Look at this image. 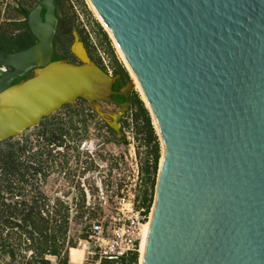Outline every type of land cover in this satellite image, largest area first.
Returning a JSON list of instances; mask_svg holds the SVG:
<instances>
[{
    "label": "water",
    "instance_id": "obj_1",
    "mask_svg": "<svg viewBox=\"0 0 264 264\" xmlns=\"http://www.w3.org/2000/svg\"><path fill=\"white\" fill-rule=\"evenodd\" d=\"M88 2L161 146L140 264H264V0ZM55 3L26 14L32 45L0 48V142L76 99L117 104L120 132L131 79L112 90L75 32L78 63L52 59Z\"/></svg>",
    "mask_w": 264,
    "mask_h": 264
},
{
    "label": "rangeland",
    "instance_id": "obj_2",
    "mask_svg": "<svg viewBox=\"0 0 264 264\" xmlns=\"http://www.w3.org/2000/svg\"><path fill=\"white\" fill-rule=\"evenodd\" d=\"M37 1L0 0V47L16 51L33 42L29 31L17 22L23 19L22 10L31 9ZM55 1L59 21L53 38L54 55L65 62H77L70 52L75 32L84 41L93 63L113 76L118 75L116 60L132 82L111 36L88 0ZM133 94L144 100L133 84L129 106L118 119L119 133L106 123L109 114L119 110L117 104L76 99L10 139L25 146L16 152L17 161L24 162L20 170L24 174L5 175L0 160V264H52L53 258L61 264L69 247L73 256L80 253V242H86L88 225L101 214L104 201L110 205L109 210L121 195L134 198L136 205H142L143 197L153 199L155 142L159 159L161 146L143 101L149 127L131 103ZM85 140L88 149H80ZM30 229H46L45 238L29 240ZM75 245L77 249L72 247ZM136 257V262L129 264H138L139 254Z\"/></svg>",
    "mask_w": 264,
    "mask_h": 264
},
{
    "label": "built area",
    "instance_id": "obj_3",
    "mask_svg": "<svg viewBox=\"0 0 264 264\" xmlns=\"http://www.w3.org/2000/svg\"><path fill=\"white\" fill-rule=\"evenodd\" d=\"M87 145L85 140L79 148L87 150ZM105 204L109 208L107 201H104ZM148 216L149 212L137 207L134 198L121 195L116 198L113 207L89 224L86 243L99 257L138 254L142 227L148 221Z\"/></svg>",
    "mask_w": 264,
    "mask_h": 264
},
{
    "label": "trees",
    "instance_id": "obj_4",
    "mask_svg": "<svg viewBox=\"0 0 264 264\" xmlns=\"http://www.w3.org/2000/svg\"><path fill=\"white\" fill-rule=\"evenodd\" d=\"M55 7H56V3H55ZM55 14L57 16V12H56V8H55ZM57 19L59 21V17L57 16ZM103 37L107 40V42L109 43L108 39H107V35L105 34L104 31L100 30ZM2 47V46H1ZM0 47V48H1ZM4 49V48H2ZM6 50V49H4ZM52 59H59V57L53 56ZM116 69H115V73L118 74L119 78H120V84L123 85L127 80H128V76L125 72V70L121 67V65L116 62ZM131 99V103L133 105H135L139 111L143 114L144 120H145V124L146 126L149 127V117H148V112L147 110L144 108L143 103L141 100H139V98L137 97L136 94H133V96H130ZM149 129V128H148ZM150 134L152 133L151 130L149 129ZM157 137V136H156ZM155 138V136H154ZM156 139V138H155ZM156 144V152H154V158H153V170L155 173V177H154V181H153V189H152V197H153V191H154V185H155V179H156V174H157V163H158V159H159V155H158V141L155 142ZM6 144V147L0 148V160L2 161V164L5 168V175H8L9 173H17V172H21V168L24 166V162H19L17 161V151H23L24 150V145H19V142H10V139L5 140L4 142H0V145ZM17 146V147H16ZM27 168V166H26ZM22 174H24V172H21ZM152 204V198L147 199L146 197H143V201H142V205H137V207H143L145 209L146 212H149L150 207ZM101 214H99L97 217H99ZM25 217L22 218L23 221H25ZM89 227V225H88ZM45 230H33L30 229V231H28V239L29 240H34V237H37L38 239H44L46 234H45ZM88 232V230H87ZM87 236V234H86ZM55 251L52 252V254H54ZM137 253H132L129 254L128 256L122 257L119 260H102L104 263L103 264H114V263H119L121 262V264H129L130 262H136V257Z\"/></svg>",
    "mask_w": 264,
    "mask_h": 264
},
{
    "label": "crops",
    "instance_id": "obj_5",
    "mask_svg": "<svg viewBox=\"0 0 264 264\" xmlns=\"http://www.w3.org/2000/svg\"><path fill=\"white\" fill-rule=\"evenodd\" d=\"M104 206L102 208L103 210L101 213L108 210L107 204H105ZM80 243H81L80 246L81 248L79 249L80 253H76L73 256L70 250L71 247H69L66 251V258L63 262H61V264H100L101 262L99 261L100 257L89 248L88 244L85 241ZM82 243H85L84 247L82 246ZM77 245L72 247L73 248L75 247V249H77L76 247ZM52 263H57V259L53 258Z\"/></svg>",
    "mask_w": 264,
    "mask_h": 264
},
{
    "label": "flooded vegetation",
    "instance_id": "obj_6",
    "mask_svg": "<svg viewBox=\"0 0 264 264\" xmlns=\"http://www.w3.org/2000/svg\"><path fill=\"white\" fill-rule=\"evenodd\" d=\"M30 10V9H29ZM29 10H27V11H25V10H22V17H23V19L20 21V22H17V23H19V24H21L22 26H23V28H25V29H27L28 30V28H26L27 26H26V24H25V18H26V14L28 13V11ZM42 14V13H41ZM30 33V32H29ZM32 36V35H31ZM35 42V39L33 40V42L32 43H29L27 46H25L24 48H26V47H29L30 45H32L33 43ZM24 48H21V49H24ZM21 49H19V50H21ZM16 51H18V50H16ZM53 56H55L54 55V51H53V54H52V57ZM77 63V62H76ZM7 70L9 69V68H6ZM123 88V85H121L120 84V79L118 80V81H116L114 84H113V86H112V90H115V91H120V89H122ZM111 98L112 99H114L115 101H117V102H119V103H123V102H125V101H128V99H125L124 97H122V96H118V95H112L111 96ZM79 100H82V99H79Z\"/></svg>",
    "mask_w": 264,
    "mask_h": 264
},
{
    "label": "bare ground",
    "instance_id": "obj_7",
    "mask_svg": "<svg viewBox=\"0 0 264 264\" xmlns=\"http://www.w3.org/2000/svg\"><path fill=\"white\" fill-rule=\"evenodd\" d=\"M89 3V2H88ZM95 13V12H94ZM97 16V15H96ZM115 45V44H114ZM116 47V46H115ZM80 49L79 48H77V52H80L79 51ZM116 50H117V48H116ZM118 52V51H117ZM119 54V53H118ZM120 56V55H119ZM122 59V58H121ZM124 62V61H123ZM131 78H132V83L135 85V86H137V84H136V82L134 81V79H133V77H132V75H131ZM138 87V86H137ZM153 123H154V121H153ZM154 126H155V123H154ZM160 158H161V156H160ZM159 161H160V159H159ZM159 163V162H158ZM149 216H150V211H149ZM148 216V217H149ZM150 218V217H149ZM149 218H148V221L144 224V226L142 227V239H141V242H140V245H139V249H138V254H139V261H138V264H140V258H141V253H142V249H143V244H144V239H145V235H146V231H147V226H148V222H149ZM120 258H122V257H116V256H101L100 257V259H99V261H102V260H119ZM98 261V262H99ZM115 264V263H114Z\"/></svg>",
    "mask_w": 264,
    "mask_h": 264
}]
</instances>
